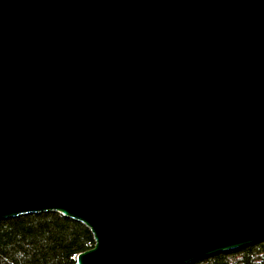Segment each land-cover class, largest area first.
Returning a JSON list of instances; mask_svg holds the SVG:
<instances>
[{"label": "water", "instance_id": "95a60500", "mask_svg": "<svg viewBox=\"0 0 264 264\" xmlns=\"http://www.w3.org/2000/svg\"><path fill=\"white\" fill-rule=\"evenodd\" d=\"M45 212L76 264L264 242V0H0V221Z\"/></svg>", "mask_w": 264, "mask_h": 264}, {"label": "trees", "instance_id": "16d2710c", "mask_svg": "<svg viewBox=\"0 0 264 264\" xmlns=\"http://www.w3.org/2000/svg\"><path fill=\"white\" fill-rule=\"evenodd\" d=\"M93 245L84 224L56 212L0 221V264H76L77 254ZM190 264H264V242Z\"/></svg>", "mask_w": 264, "mask_h": 264}]
</instances>
